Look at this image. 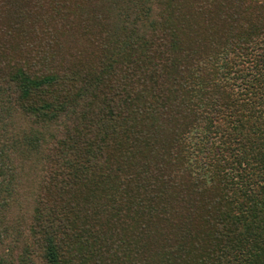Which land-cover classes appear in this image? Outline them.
<instances>
[{"label": "trees", "instance_id": "trees-1", "mask_svg": "<svg viewBox=\"0 0 264 264\" xmlns=\"http://www.w3.org/2000/svg\"><path fill=\"white\" fill-rule=\"evenodd\" d=\"M0 264H264V0H0Z\"/></svg>", "mask_w": 264, "mask_h": 264}]
</instances>
